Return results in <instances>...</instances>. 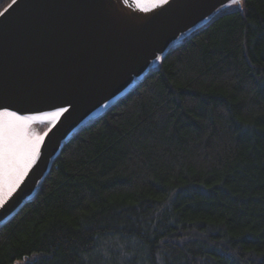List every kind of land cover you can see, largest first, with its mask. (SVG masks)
Listing matches in <instances>:
<instances>
[{
	"label": "trees",
	"instance_id": "obj_1",
	"mask_svg": "<svg viewBox=\"0 0 264 264\" xmlns=\"http://www.w3.org/2000/svg\"><path fill=\"white\" fill-rule=\"evenodd\" d=\"M158 64L65 143L0 264H264V0Z\"/></svg>",
	"mask_w": 264,
	"mask_h": 264
},
{
	"label": "water",
	"instance_id": "obj_2",
	"mask_svg": "<svg viewBox=\"0 0 264 264\" xmlns=\"http://www.w3.org/2000/svg\"><path fill=\"white\" fill-rule=\"evenodd\" d=\"M240 2L10 0L0 11V113L27 118L38 141L21 178L0 195V227L34 198L78 130L135 88L169 49ZM43 124L37 136L34 127Z\"/></svg>",
	"mask_w": 264,
	"mask_h": 264
},
{
	"label": "rangeland",
	"instance_id": "obj_3",
	"mask_svg": "<svg viewBox=\"0 0 264 264\" xmlns=\"http://www.w3.org/2000/svg\"><path fill=\"white\" fill-rule=\"evenodd\" d=\"M237 4L238 3H234V4L230 5L229 8L234 7V6H238ZM45 127H46L45 124L36 125L34 127L33 132L37 136H41L42 132L45 130ZM32 130H33V127H32V129H30L29 126L25 124L24 130H23V133L25 134V142H24V145L17 152V162L15 164H13L11 167H9V169L7 171L0 169V195H3L2 192H4V191L6 193L8 191L7 190L8 187L14 186V184L21 178L22 173L28 167V164L30 163L29 161L32 160V157H31V148L32 147H31V145L27 144L28 141H30L34 138L33 135L30 133V131H32Z\"/></svg>",
	"mask_w": 264,
	"mask_h": 264
},
{
	"label": "snow or ice",
	"instance_id": "obj_4",
	"mask_svg": "<svg viewBox=\"0 0 264 264\" xmlns=\"http://www.w3.org/2000/svg\"><path fill=\"white\" fill-rule=\"evenodd\" d=\"M166 2L167 0H159V3L161 4ZM13 3H15V0H13ZM9 7H11V5ZM5 11H7V9ZM0 15H4V13H0ZM53 115H59V113H54ZM36 147L37 146H33L31 148V157L33 159L35 157ZM17 152L18 146L16 144L14 136L10 131L9 125L7 124V122L0 124V169L7 171L9 167L15 164L17 162Z\"/></svg>",
	"mask_w": 264,
	"mask_h": 264
},
{
	"label": "bare ground",
	"instance_id": "obj_5",
	"mask_svg": "<svg viewBox=\"0 0 264 264\" xmlns=\"http://www.w3.org/2000/svg\"><path fill=\"white\" fill-rule=\"evenodd\" d=\"M5 113H0V124H3L7 122L9 125L10 131L12 135L15 138L16 144L18 146V150L24 145L25 142V134L23 133L25 124L27 123V118L25 117H20L14 112H7L6 114H14V115H5ZM4 116V117H3ZM38 141V138L34 137L32 140L28 141L27 144L31 145L33 147L36 145Z\"/></svg>",
	"mask_w": 264,
	"mask_h": 264
},
{
	"label": "flooded vegetation",
	"instance_id": "obj_6",
	"mask_svg": "<svg viewBox=\"0 0 264 264\" xmlns=\"http://www.w3.org/2000/svg\"><path fill=\"white\" fill-rule=\"evenodd\" d=\"M5 1L9 2L10 0H0V10L3 9L6 6L7 2L5 4Z\"/></svg>",
	"mask_w": 264,
	"mask_h": 264
}]
</instances>
